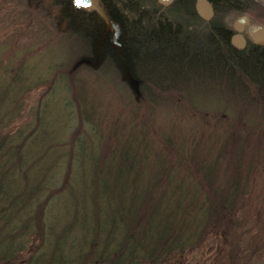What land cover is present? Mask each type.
Segmentation results:
<instances>
[{
    "label": "trees",
    "instance_id": "1",
    "mask_svg": "<svg viewBox=\"0 0 264 264\" xmlns=\"http://www.w3.org/2000/svg\"><path fill=\"white\" fill-rule=\"evenodd\" d=\"M47 1L59 60L42 59L43 76L0 57V264H185L209 242L210 264H247L254 241L239 243V215L264 176L263 55L182 6L105 0L115 50L102 17ZM100 87L125 101L106 112ZM158 103L196 110L199 132L155 127ZM226 108L220 129L206 126V112Z\"/></svg>",
    "mask_w": 264,
    "mask_h": 264
},
{
    "label": "rangeland",
    "instance_id": "2",
    "mask_svg": "<svg viewBox=\"0 0 264 264\" xmlns=\"http://www.w3.org/2000/svg\"><path fill=\"white\" fill-rule=\"evenodd\" d=\"M58 27L55 14L47 0H0V57L3 55V58L6 57L13 63H16L19 57H23L25 65L31 67L37 63L36 68L40 70V74L42 72L45 76L48 62L44 64L42 59L49 56L48 60L54 63L59 60L57 56L59 49L56 43L59 35ZM104 87L99 88L102 91L100 100L103 104L102 107L110 113L120 106L125 99L121 93L120 96L116 91H107ZM43 91L44 88H37L27 96L23 110L25 118L35 108L44 93ZM56 96L60 97V94H56ZM209 99L210 97L206 96L198 104L201 105L205 101L204 105H209L211 103L208 102ZM169 104V107L160 103L156 104L151 116L153 125L164 130L174 129L171 131L173 134H189L191 137L197 134L199 132V127L195 124V121H198L196 118L198 116L195 115L197 111H191L173 103ZM57 110L60 112L56 113ZM54 111L55 114L51 116H56L61 124L64 120V114L59 108V104ZM232 112L233 110L229 108L222 111L206 112L208 116L206 126L214 124L220 129L221 125L227 122ZM263 184L264 176L260 175L251 185L249 204L239 215L241 221L244 220L239 243L244 245L251 240L254 241L253 252L247 264H264V214H262L264 205L261 202ZM215 246L216 244L209 242L201 256L199 252H193L186 257L185 264H210L213 259L211 257L217 248ZM218 246L223 252L226 251L223 242L219 243ZM223 252L219 251L221 257L224 255Z\"/></svg>",
    "mask_w": 264,
    "mask_h": 264
},
{
    "label": "flooded vegetation",
    "instance_id": "3",
    "mask_svg": "<svg viewBox=\"0 0 264 264\" xmlns=\"http://www.w3.org/2000/svg\"><path fill=\"white\" fill-rule=\"evenodd\" d=\"M133 1L136 3L154 2L164 11H175L179 6H182L189 9L192 15L197 18L222 22L224 27L221 26L215 31L218 35H225L233 48L246 51L249 54H262L264 58V45L254 40L250 34V29H259L264 32V0H199L198 6V0H167L166 3H162L160 0ZM93 2L94 8L100 11L101 9L97 6L105 8V0H93ZM71 4L73 5V0H71ZM108 4L110 6L109 1ZM90 10L95 12L93 9ZM157 15L162 19L163 17L168 18L165 14Z\"/></svg>",
    "mask_w": 264,
    "mask_h": 264
},
{
    "label": "water",
    "instance_id": "4",
    "mask_svg": "<svg viewBox=\"0 0 264 264\" xmlns=\"http://www.w3.org/2000/svg\"><path fill=\"white\" fill-rule=\"evenodd\" d=\"M162 3H166L167 0H160ZM197 1V6H198ZM73 6L74 8L81 10V11H86L93 9L100 17L103 18L106 26H107V31L109 32V44L110 46L115 49L119 50L118 46V39H119V28L116 23L112 22L108 18L102 15L101 11L97 8H94V2L93 0H84L83 4H78L76 0H73ZM246 22V21H245ZM250 34L256 40L257 42H260L261 44L264 45V32H262L259 29H250Z\"/></svg>",
    "mask_w": 264,
    "mask_h": 264
},
{
    "label": "snow or ice",
    "instance_id": "5",
    "mask_svg": "<svg viewBox=\"0 0 264 264\" xmlns=\"http://www.w3.org/2000/svg\"><path fill=\"white\" fill-rule=\"evenodd\" d=\"M78 4H83L84 0H76Z\"/></svg>",
    "mask_w": 264,
    "mask_h": 264
}]
</instances>
